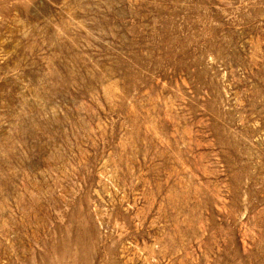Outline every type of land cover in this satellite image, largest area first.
Wrapping results in <instances>:
<instances>
[{"label":"rangeland","instance_id":"1","mask_svg":"<svg viewBox=\"0 0 264 264\" xmlns=\"http://www.w3.org/2000/svg\"><path fill=\"white\" fill-rule=\"evenodd\" d=\"M0 264H264V0H0Z\"/></svg>","mask_w":264,"mask_h":264}]
</instances>
